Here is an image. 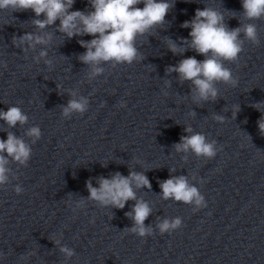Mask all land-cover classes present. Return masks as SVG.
<instances>
[{
  "label": "clouds",
  "instance_id": "9594fccd",
  "mask_svg": "<svg viewBox=\"0 0 264 264\" xmlns=\"http://www.w3.org/2000/svg\"><path fill=\"white\" fill-rule=\"evenodd\" d=\"M74 3L75 0H0V11L31 10L35 14L30 24L36 31L25 32L21 36L14 35L12 45L25 54L29 50L35 51L38 45L42 46L33 60L36 64L43 60L49 69L52 68L53 61L48 58V46L54 33L46 29L59 21L55 30L67 39L91 36L90 40L77 41L86 50L79 54L77 59L88 68L89 81L102 76L105 73V65L116 68L118 65L143 61L145 57L137 47V40L150 36L154 30L163 29L167 23V14L174 7V0H88L90 10L73 11L71 9ZM141 4L143 7H138ZM241 5V15L246 22H240L238 27L229 28L223 12L205 6L203 10L197 8L194 17L180 25L182 28L191 29L188 38H178L179 43L171 37L165 39L167 48L173 55L183 56L186 51L192 50L204 57L203 60H198L195 56H189L165 69L166 75L176 73L181 84L189 82L188 95L196 105L215 102L219 97L218 84L237 87L238 78L233 76L226 63H235L239 59L245 41L253 45L260 43L257 25L253 21L264 19V0H241ZM2 66L7 68L6 63H2ZM60 88L61 86L57 85L59 92ZM67 94L69 100L60 106L62 118L71 119L73 114L83 116L89 109V98L75 90H67ZM261 105H264V101L257 102L252 107L262 113L257 125L260 135L264 136V112L260 110ZM119 107H127L126 102L121 100ZM240 110L239 104L233 106L232 119H235ZM189 115L195 117L196 113L191 111ZM212 119L220 124L226 121V117L219 114H213ZM28 120V115L18 106H8L6 111L0 109V121L9 129L7 138H0V189L6 188L12 179H17L10 164L27 167L32 156L31 145L42 136L39 126H31L24 132V136L28 137L31 143L26 141L24 136H17L11 131L17 126L23 128ZM184 132L186 135H181L179 142L172 146L176 153H191L197 158L211 160L222 150L217 147L216 140H209L204 133L194 131L191 125L185 126ZM169 171L168 179L158 181L161 199L191 205L193 212L207 207L205 197L198 187L190 182L189 176L171 175L172 171ZM96 181L98 186H93L91 178L86 181L88 196L70 202L74 203L75 208H83L87 202L92 201L101 208L124 209L129 201H134L131 211L125 213L132 221V226L125 227L123 232L141 238L152 236L155 230L161 235L171 234L182 226L180 217L158 218L155 227L145 224L152 215L153 208L148 201L137 197V189L152 188L143 171L129 169L127 176L115 172L107 178L99 176ZM13 190L17 195L24 191L20 184L14 185ZM53 243L65 260L76 255L75 250L63 245L60 238L54 239ZM35 255L36 252L32 251L27 256L22 254L20 259ZM3 256L4 254L0 253V259Z\"/></svg>",
  "mask_w": 264,
  "mask_h": 264
}]
</instances>
